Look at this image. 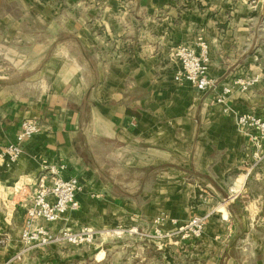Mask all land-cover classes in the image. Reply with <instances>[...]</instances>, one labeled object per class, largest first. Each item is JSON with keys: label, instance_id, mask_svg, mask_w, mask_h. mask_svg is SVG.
<instances>
[{"label": "crops", "instance_id": "crops-1", "mask_svg": "<svg viewBox=\"0 0 264 264\" xmlns=\"http://www.w3.org/2000/svg\"><path fill=\"white\" fill-rule=\"evenodd\" d=\"M257 21L264 33V0H0V151L24 118L41 124L15 163L0 156L7 238L0 264H73L90 250L102 256L96 263L105 257L96 236L91 245H50L12 259L43 162L65 164L64 176L82 181L79 208L53 222L54 230L122 223L146 235L157 217L173 231L198 214L205 216L201 238L164 245L181 264L186 254L193 264H264V157L237 124L242 113L264 116V55L238 51L252 44ZM199 36L210 47L214 86L206 91L174 79L173 51ZM241 66L259 80L235 90L223 113L216 92ZM131 168L156 175L124 195L97 176Z\"/></svg>", "mask_w": 264, "mask_h": 264}, {"label": "built area", "instance_id": "built-area-1", "mask_svg": "<svg viewBox=\"0 0 264 264\" xmlns=\"http://www.w3.org/2000/svg\"><path fill=\"white\" fill-rule=\"evenodd\" d=\"M209 48L208 41L200 36L193 45L186 43L178 45L172 53L180 66L174 75L175 81L191 83L198 91L211 89L214 82L208 73ZM259 77V75L248 74L236 77L230 83L222 85L215 95V102L222 106V112H228L227 100L235 90L247 91L258 82ZM237 124L243 131L249 133L250 142L259 153L258 158L264 157V116L242 113L237 116ZM40 129L41 124L37 118H24L20 122L14 140L0 151L6 166L12 165L19 159L23 152L24 141L37 134ZM65 170V164L43 162L41 169L31 182L32 192L24 206L23 226L19 234L22 248L12 257L13 260L18 259L24 252L50 245L83 246L94 243L99 232L92 227H63L57 230L51 228V224L63 214L79 208L76 197L81 190V178L78 175L65 177ZM163 220V217H157L153 221V229L148 236L153 239L160 238L164 245L175 235H180L181 239H198L203 235L205 216L194 214L173 231H163L159 227ZM6 239L1 236L0 229V244Z\"/></svg>", "mask_w": 264, "mask_h": 264}, {"label": "rangeland", "instance_id": "rangeland-1", "mask_svg": "<svg viewBox=\"0 0 264 264\" xmlns=\"http://www.w3.org/2000/svg\"><path fill=\"white\" fill-rule=\"evenodd\" d=\"M42 2H54V0H42ZM259 22H255L254 26V36L252 40V44L247 47L242 44L239 45V52L244 51V53H249L250 55L253 53H262L264 55V44L260 45L259 37L263 38L264 41V33L262 28L258 27ZM263 26V23H260ZM101 35L105 39H114L113 31L109 29H102ZM264 43V42H263ZM114 46V45H112ZM110 48V47H109ZM108 48V50H109ZM108 62V61H104ZM238 61H236L237 63ZM243 64V62H240ZM246 73V69L244 66L238 68V73L233 77H230V80L236 77H242ZM232 78V79H231ZM113 166V165H112ZM134 169H127L126 171L122 172L121 174H117L114 176V172L111 171H104L101 172L97 176L105 177L107 180L111 178V181H114L125 190H132L136 191L138 188L139 190L142 188V184L148 183L154 176L156 175L155 169H148L145 173L140 171H132ZM143 177V183L140 185L139 178ZM120 177L118 178V176ZM82 226H89L94 229H99L90 225H82ZM131 226H125L124 224H112L108 226L104 230L99 229L97 230L99 239L95 241L96 244H100L99 249H103L105 251V257L100 263H96L97 260L102 258V256H93L91 250L86 253L88 255H92L90 258L86 257L80 260L74 261L73 264H181L179 262V254L178 251H174V248L169 249L170 246H164L160 238L153 239L152 237L146 235H138L131 232ZM107 233V234H103ZM100 233L102 236H100ZM175 239L177 241H187L190 239L192 241L194 238H187L181 239L180 235H175ZM193 242V241H192ZM191 243V242H190ZM173 245H171L172 247ZM162 247V248H160ZM96 250V251H97ZM95 251V252H96ZM185 255L181 256L183 259V264H193V259L189 256ZM94 261V262H93Z\"/></svg>", "mask_w": 264, "mask_h": 264}, {"label": "trees", "instance_id": "trees-1", "mask_svg": "<svg viewBox=\"0 0 264 264\" xmlns=\"http://www.w3.org/2000/svg\"><path fill=\"white\" fill-rule=\"evenodd\" d=\"M77 151V150H76ZM79 152V151H78ZM139 169H134V170H131V172L132 171H138ZM140 171H142V172H146L147 171V169H140ZM119 177H120V175H119ZM143 177H144V174H143V176L141 177V178H139V181H140V185L143 183ZM143 185V184H142ZM125 189H122V187L120 186V185H118L116 182H115V180L114 181H112V187H111V191H112V193L113 194H116V195H124V194H129V192H125L124 191Z\"/></svg>", "mask_w": 264, "mask_h": 264}]
</instances>
